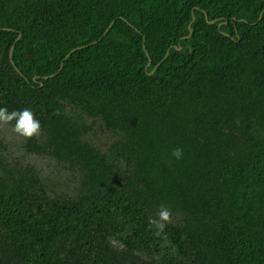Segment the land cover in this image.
Here are the masks:
<instances>
[{
  "label": "trees",
  "instance_id": "16d2710c",
  "mask_svg": "<svg viewBox=\"0 0 264 264\" xmlns=\"http://www.w3.org/2000/svg\"><path fill=\"white\" fill-rule=\"evenodd\" d=\"M0 107L83 175L51 195L0 158V264H264V0H0ZM160 230L175 253H149Z\"/></svg>",
  "mask_w": 264,
  "mask_h": 264
},
{
  "label": "rangeland",
  "instance_id": "374dc122",
  "mask_svg": "<svg viewBox=\"0 0 264 264\" xmlns=\"http://www.w3.org/2000/svg\"><path fill=\"white\" fill-rule=\"evenodd\" d=\"M69 113L73 114L81 125L87 126L85 140L101 152L120 160L118 145L124 140L122 133L106 128L101 119L89 117L79 108L69 109ZM13 124H0V158L8 166H32L51 195L67 196L77 192L83 181V175L78 168L60 163L48 154L29 152L25 146L29 138L16 133ZM39 136L40 132L35 137ZM179 220V215L171 216V222L176 223ZM159 232L162 233L161 240L150 245L149 253L153 256L175 253L170 240L161 230Z\"/></svg>",
  "mask_w": 264,
  "mask_h": 264
},
{
  "label": "clouds",
  "instance_id": "9594fccd",
  "mask_svg": "<svg viewBox=\"0 0 264 264\" xmlns=\"http://www.w3.org/2000/svg\"><path fill=\"white\" fill-rule=\"evenodd\" d=\"M0 124H13L14 131L26 138L38 135L41 130L39 120L36 119L35 114L28 108L9 112L6 107H0ZM182 154L183 150L180 148L174 149L172 153L177 159H180ZM171 215L169 209L161 206L157 212V219L151 220L150 223L163 229L167 223L171 222Z\"/></svg>",
  "mask_w": 264,
  "mask_h": 264
},
{
  "label": "water",
  "instance_id": "95a60500",
  "mask_svg": "<svg viewBox=\"0 0 264 264\" xmlns=\"http://www.w3.org/2000/svg\"><path fill=\"white\" fill-rule=\"evenodd\" d=\"M206 17H207V16H206ZM210 23L213 24V23H215V21L212 20V21H210ZM19 37H20V36H19ZM19 37H18V38H19ZM69 54H70V53H69ZM69 54H68V55H69ZM150 63H151V62H149V64H150ZM153 72H154V70H153L151 73H153Z\"/></svg>",
  "mask_w": 264,
  "mask_h": 264
}]
</instances>
